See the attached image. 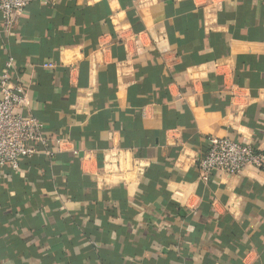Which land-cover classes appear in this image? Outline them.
Listing matches in <instances>:
<instances>
[{
  "label": "crops",
  "instance_id": "obj_1",
  "mask_svg": "<svg viewBox=\"0 0 264 264\" xmlns=\"http://www.w3.org/2000/svg\"><path fill=\"white\" fill-rule=\"evenodd\" d=\"M9 59L53 156L0 169V264H264V174L197 165L264 154V0H37Z\"/></svg>",
  "mask_w": 264,
  "mask_h": 264
},
{
  "label": "built area",
  "instance_id": "obj_2",
  "mask_svg": "<svg viewBox=\"0 0 264 264\" xmlns=\"http://www.w3.org/2000/svg\"><path fill=\"white\" fill-rule=\"evenodd\" d=\"M34 1L37 0H0V15L7 32L13 29L17 18ZM52 67L51 63L43 64V68ZM15 71V63L9 59L5 61L0 76V169L9 166L14 172L19 169L21 160L32 158L40 147L47 157L53 156L47 149L42 123L24 114L30 99L21 79L14 75ZM197 165L203 180L213 173L226 176H239L248 171L264 174V154L251 145L226 137H210L208 149ZM108 174L126 175L121 169H111Z\"/></svg>",
  "mask_w": 264,
  "mask_h": 264
}]
</instances>
